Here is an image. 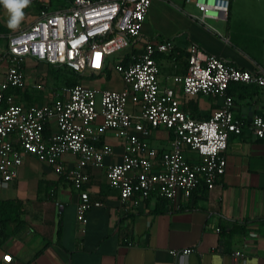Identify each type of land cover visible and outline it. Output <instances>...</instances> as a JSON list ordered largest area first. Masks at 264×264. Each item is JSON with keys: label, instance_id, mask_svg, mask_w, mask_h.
Listing matches in <instances>:
<instances>
[{"label": "crops", "instance_id": "1", "mask_svg": "<svg viewBox=\"0 0 264 264\" xmlns=\"http://www.w3.org/2000/svg\"><path fill=\"white\" fill-rule=\"evenodd\" d=\"M216 1L229 2L228 15L203 20L197 0H153L142 29L143 37L155 43L174 39L172 52L156 56L159 83L175 88L182 108L198 119L210 118L222 99L188 97L175 83L176 75L187 72L192 46L238 68L264 71V0ZM10 35L0 36V85L7 74L3 47H8ZM128 57L127 52L110 57L107 70L87 71L77 80L97 90L123 89L115 65L122 59L128 62ZM51 68L26 61L27 86L16 94L22 103L41 106L52 100L56 87L62 90L53 83ZM230 94L237 117L249 123L256 115L264 116L263 88L234 84ZM128 110L138 113L139 106L130 103ZM102 121L94 123L96 131ZM56 130L53 122L49 132ZM171 141L172 134L164 129L154 130L149 139L161 151L169 150ZM102 143L114 153L103 165L88 169L86 189L104 205L87 213V224L77 218L79 192L72 181L35 157H24L18 179L0 188V219L5 217L1 203L10 201L20 206L24 220L19 230L15 221L0 226V264L8 254L13 256L10 264H264V140L248 129L232 135L227 172L213 189L202 184L190 199L172 202L153 195L140 207L124 203L107 177L108 168L122 161L124 140L110 131ZM186 155L199 159L191 150ZM64 160L71 166L77 158L67 154ZM186 249L194 251L184 256ZM236 251L246 257L236 258Z\"/></svg>", "mask_w": 264, "mask_h": 264}, {"label": "built area", "instance_id": "2", "mask_svg": "<svg viewBox=\"0 0 264 264\" xmlns=\"http://www.w3.org/2000/svg\"><path fill=\"white\" fill-rule=\"evenodd\" d=\"M37 3L44 7L28 26L9 36L3 54L7 74L0 85V188L18 179L25 156L35 157L72 181L79 192L77 218L87 224V213L104 205L93 200L86 187L88 169L103 165L114 153L111 145L102 143L107 132L124 140L122 161L107 170L109 183L124 203L134 207L153 195L172 202L190 199L202 184L213 189L227 172L232 135L248 129L264 140V116L256 115L249 123L237 117L235 99L229 93L233 84L264 89V71L238 68L192 46L187 72L176 75L174 81L188 97L222 99L207 119L183 109L175 88L160 86L156 56L172 52L175 41L155 43L143 37L153 0H72L64 9H52V0H31L29 5ZM197 6L203 20L226 17L229 12V2L197 0ZM126 52L128 62L122 59L115 65L123 89L65 85L60 91L56 87L52 100L41 106L26 105L8 92L27 86L28 59L81 74L102 72L110 57ZM130 103L139 106L138 113L128 110ZM100 118L103 121L96 131L93 125ZM53 122L57 130L49 132ZM159 129L172 134L169 150L161 151L149 142ZM188 150L199 159H189ZM67 154L77 158L75 164L65 163ZM193 251L186 249L182 255ZM234 256L239 259L246 254L236 251ZM3 261L10 264L13 256L8 254Z\"/></svg>", "mask_w": 264, "mask_h": 264}, {"label": "trees", "instance_id": "3", "mask_svg": "<svg viewBox=\"0 0 264 264\" xmlns=\"http://www.w3.org/2000/svg\"><path fill=\"white\" fill-rule=\"evenodd\" d=\"M54 2L55 1L52 0L51 7L53 9H56L57 5L55 6L56 8H54V4H55ZM34 7H35V9L37 11H40L41 8L44 7V5H42L41 3H37V4H35ZM10 33H11V29H9L0 19V36L9 35ZM107 68H108V65L105 68V70H107ZM52 70L55 71L57 74H59L61 77L65 78V80H64L65 81V83H64L65 85L75 86L77 84H81L77 80V79L80 78V74L79 73H76L74 71H71V70L65 69V68H55V67H53ZM237 85H242V84H237ZM230 89H231V87H230ZM230 89H229V93H230ZM22 91H23V89H12L11 92H13L15 94H20ZM48 131H49V128H48ZM1 205H2V209H3V216H5V217L0 219V226L4 225V223L7 220H9V221L18 222V230L21 229L24 226V220L22 218V212L20 211V206L18 204H16V203H13V202H10V201L2 202Z\"/></svg>", "mask_w": 264, "mask_h": 264}, {"label": "rangeland", "instance_id": "4", "mask_svg": "<svg viewBox=\"0 0 264 264\" xmlns=\"http://www.w3.org/2000/svg\"><path fill=\"white\" fill-rule=\"evenodd\" d=\"M55 1L54 3V8H56L55 6L57 5L56 9H64L66 8L69 3H71L72 0H53ZM53 9V8H52ZM25 10V11H24ZM23 10L24 12V17L20 23V25L18 26V28L16 29H11V34L18 32L20 29H22L23 27L28 26L36 17V13H35V7H31L28 6ZM0 13L2 14V18L1 21L8 26V19H9V13L8 11L4 8V6L2 4H0ZM5 47H3L4 51H6L7 47H6V43L4 45ZM53 68H51V73L52 76H54L53 79V83H56L57 85H62L64 86L65 84V78L61 77L59 74H57L55 71L52 70ZM44 84V82L42 83ZM55 85V84H54Z\"/></svg>", "mask_w": 264, "mask_h": 264}, {"label": "clouds", "instance_id": "5", "mask_svg": "<svg viewBox=\"0 0 264 264\" xmlns=\"http://www.w3.org/2000/svg\"><path fill=\"white\" fill-rule=\"evenodd\" d=\"M30 2L31 0H0V4H2L9 13V29L18 28L24 17L23 10L29 6ZM257 123H259V121H257Z\"/></svg>", "mask_w": 264, "mask_h": 264}]
</instances>
